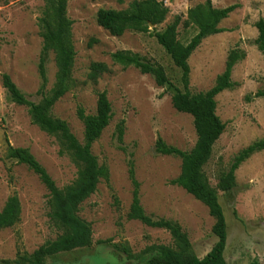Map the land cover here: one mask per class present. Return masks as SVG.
Here are the masks:
<instances>
[{
	"label": "rangeland",
	"instance_id": "obj_1",
	"mask_svg": "<svg viewBox=\"0 0 264 264\" xmlns=\"http://www.w3.org/2000/svg\"><path fill=\"white\" fill-rule=\"evenodd\" d=\"M211 1L215 8L239 7L220 22L226 30L206 37L188 59L190 91L206 92L213 87L233 49L240 50L244 57L233 68V86L216 97L217 114L226 128L203 171L217 190L227 223V264H264V150L240 165L234 188H218L235 156L264 138V99L257 96L264 84V57L256 43L255 26L264 18V0ZM130 2L67 0V17L73 22L69 40L75 58L68 90L54 104L51 114L65 120L83 142L84 124L78 111L95 113L98 93L106 91L113 117L92 152L100 164L107 166L109 177L102 179L96 192L79 206L78 215L91 225L92 244L49 256L45 264H143L163 245L183 251L167 230L128 217L134 188L131 163L145 212L182 226L190 241L185 253L201 258L217 240L212 231L215 220L208 207L172 183L181 173V158L156 150V142L162 138L168 145L190 151L197 140L193 117L175 109L173 91L168 86H160L154 76L134 66L115 63L111 54L129 51L156 61L169 80L184 90L182 70L152 33L127 30L122 36H113L97 23L99 9L125 10ZM205 2L164 0L170 12L162 24L150 26V30L170 28L168 41L177 53L181 52L198 32L187 11ZM46 7L47 0H0V211L12 195L21 204L20 220L0 230V260L32 253L65 231L50 218L47 188L26 165L9 157L10 146L28 148L59 188L72 184L80 170L61 137L34 124L28 109L14 103L2 85V75L9 74L30 99H42L38 93L43 83L39 63L44 48L41 18ZM94 63L106 65L107 70L91 79ZM57 77L56 54L50 51L47 93L56 86ZM121 121L125 126L122 142L117 137Z\"/></svg>",
	"mask_w": 264,
	"mask_h": 264
},
{
	"label": "trees",
	"instance_id": "obj_2",
	"mask_svg": "<svg viewBox=\"0 0 264 264\" xmlns=\"http://www.w3.org/2000/svg\"><path fill=\"white\" fill-rule=\"evenodd\" d=\"M125 1L127 0H118L119 3ZM130 1L128 9L125 10L99 9L97 23L113 36H122L127 30L152 33L157 42L171 56L175 65L182 70L184 90L169 80L164 67L156 61H151L129 51H116L111 54L115 63L123 66H134L142 73L154 76L160 86H168L173 91L172 104L175 109L193 117L197 140L190 151H183L168 145L162 138H158L156 150L161 154L181 158V173L172 180V183L181 186L208 207L210 215L215 220L212 231L217 239L211 250L201 258L194 254L185 253L190 247V241L182 226L177 221L165 218L155 219L145 212L140 201V183L136 179L134 166L131 163L130 177L134 188L128 217L149 227L167 230L183 246V251L180 252L168 246H160L143 264H227L224 257L227 243V223L217 190L210 185L203 168L212 155L214 144L226 128L225 123L217 114L216 97L233 86L231 79L233 68L244 57V54L238 49L230 51L225 69L218 75L213 87L206 92L199 93L190 91L191 69L188 59L206 37L226 30L219 26L220 22L228 18L239 5L233 4L225 8H215L211 0H206L203 4L189 8L187 17L198 28V32L185 48L177 53L168 41L170 28L163 32L150 30L151 24L154 27L162 24L170 12L164 0ZM72 24L73 22L67 17V0H47L45 16L41 18L44 48L39 63L43 80L38 91L42 96L39 102L33 101L23 93L9 74L4 73L2 75V85L8 91L13 102L25 106L32 122L42 130L59 135L67 150L80 166L77 179L72 184L59 188L28 148L10 146L9 157L26 165L47 188L50 218L62 226L65 231L56 239L45 242L32 253H20L17 259L0 260V264H45L49 256L90 246L93 242L91 225L80 218L78 211L80 204L96 192L101 180L109 177L107 166L99 163L97 156L92 152V146L109 126L113 111L106 91L98 93L95 113L86 114L83 109H79L78 116L84 124L83 142H80L72 133L65 120L55 118L51 114L54 104L68 90V79L75 58V50L69 40ZM255 26L258 30L256 43L264 57V18H260ZM50 51L56 54L58 77L56 86L50 93H47V61ZM106 70V65L94 63L90 78L96 79ZM257 96L264 99V84L257 92ZM124 133V121H121L117 129V137L120 142L123 140ZM262 150H264V138L243 148L235 156L230 170L221 177L218 188L222 191L234 188L237 169L254 153ZM20 215V201L16 195H12L0 211V230L16 224L20 220ZM251 264H258V262Z\"/></svg>",
	"mask_w": 264,
	"mask_h": 264
},
{
	"label": "water",
	"instance_id": "obj_3",
	"mask_svg": "<svg viewBox=\"0 0 264 264\" xmlns=\"http://www.w3.org/2000/svg\"><path fill=\"white\" fill-rule=\"evenodd\" d=\"M150 26L152 27L153 25L151 24Z\"/></svg>",
	"mask_w": 264,
	"mask_h": 264
}]
</instances>
